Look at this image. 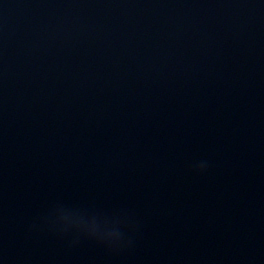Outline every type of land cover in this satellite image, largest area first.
<instances>
[{
    "label": "water",
    "instance_id": "obj_1",
    "mask_svg": "<svg viewBox=\"0 0 264 264\" xmlns=\"http://www.w3.org/2000/svg\"><path fill=\"white\" fill-rule=\"evenodd\" d=\"M0 264H264V0H0Z\"/></svg>",
    "mask_w": 264,
    "mask_h": 264
},
{
    "label": "clouds",
    "instance_id": "obj_2",
    "mask_svg": "<svg viewBox=\"0 0 264 264\" xmlns=\"http://www.w3.org/2000/svg\"><path fill=\"white\" fill-rule=\"evenodd\" d=\"M207 166V162L202 160L195 165V169L203 171ZM47 219L53 227H59L61 230L73 229L101 241L118 243L122 238L118 222H110L80 209L56 206Z\"/></svg>",
    "mask_w": 264,
    "mask_h": 264
}]
</instances>
